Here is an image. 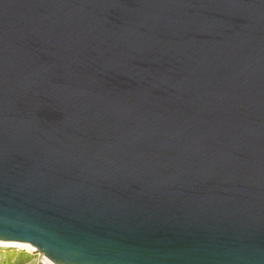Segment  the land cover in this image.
Here are the masks:
<instances>
[{"label":"water","instance_id":"1","mask_svg":"<svg viewBox=\"0 0 264 264\" xmlns=\"http://www.w3.org/2000/svg\"><path fill=\"white\" fill-rule=\"evenodd\" d=\"M0 242L264 264V0H0Z\"/></svg>","mask_w":264,"mask_h":264},{"label":"trees","instance_id":"2","mask_svg":"<svg viewBox=\"0 0 264 264\" xmlns=\"http://www.w3.org/2000/svg\"><path fill=\"white\" fill-rule=\"evenodd\" d=\"M36 257V252L29 253L15 248H0V264H29Z\"/></svg>","mask_w":264,"mask_h":264},{"label":"rangeland","instance_id":"3","mask_svg":"<svg viewBox=\"0 0 264 264\" xmlns=\"http://www.w3.org/2000/svg\"><path fill=\"white\" fill-rule=\"evenodd\" d=\"M0 248H15V249H19V250H23V251H26V252H29V253H34L32 252V250H28V249H24V248H16V247H8V246H0ZM38 258L39 256L37 255V257L33 260V262L29 263V264H40L39 261H38Z\"/></svg>","mask_w":264,"mask_h":264},{"label":"built area","instance_id":"4","mask_svg":"<svg viewBox=\"0 0 264 264\" xmlns=\"http://www.w3.org/2000/svg\"><path fill=\"white\" fill-rule=\"evenodd\" d=\"M37 255L39 256L38 261L40 264H53L49 260H47L42 254H37Z\"/></svg>","mask_w":264,"mask_h":264},{"label":"bare ground","instance_id":"5","mask_svg":"<svg viewBox=\"0 0 264 264\" xmlns=\"http://www.w3.org/2000/svg\"><path fill=\"white\" fill-rule=\"evenodd\" d=\"M0 245L2 246V245H6V244L0 242ZM9 245H10V244H9ZM19 246H20V248H24V249H28V250H32V251H34L33 248H31L30 246H27V245H24V246H23V245H19ZM4 247H5V246H4Z\"/></svg>","mask_w":264,"mask_h":264}]
</instances>
